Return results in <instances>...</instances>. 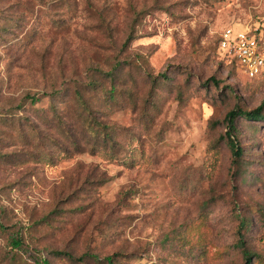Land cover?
Returning a JSON list of instances; mask_svg holds the SVG:
<instances>
[{"label": "rangeland", "instance_id": "374dc122", "mask_svg": "<svg viewBox=\"0 0 264 264\" xmlns=\"http://www.w3.org/2000/svg\"><path fill=\"white\" fill-rule=\"evenodd\" d=\"M263 19L264 0H0V264H244L243 217L264 264V119L240 117L238 161L220 139L231 108L263 102L264 75L216 45ZM116 61L114 79L98 71ZM76 87L118 131L117 158L75 152L70 133L88 145Z\"/></svg>", "mask_w": 264, "mask_h": 264}, {"label": "trees", "instance_id": "16d2710c", "mask_svg": "<svg viewBox=\"0 0 264 264\" xmlns=\"http://www.w3.org/2000/svg\"><path fill=\"white\" fill-rule=\"evenodd\" d=\"M133 36V33H129L127 40H130ZM217 51L220 52L223 56V58L227 59L229 63L235 65L238 68V65L231 56L227 55L224 53L221 48H220V33H218L217 37ZM122 65V61H116L113 67L109 70H104L102 68H99L98 71H101L102 73H105L106 75H109L112 79L115 78L116 75V70H118ZM239 69V68H238ZM164 77H167L165 73H162ZM263 74L259 76H255L250 79H257ZM158 76L156 75L154 77L155 80H157ZM211 79L215 80L216 78L214 76L211 77ZM217 81V80H215ZM113 84L110 89L105 88L106 90V99L107 100H113L116 95V87L114 84V81H112ZM97 87V81L96 80H91L89 83H86V89L87 90H96ZM85 89V88H84ZM82 88H75V93L78 102L80 103V106L84 109V111H81V115L85 118V122L87 123V134L86 136L88 139V145H86L84 142H82L79 138L76 137L75 133H70V136L73 137V145L75 148V152H80L86 150V147H88L90 150H92L93 153H100L105 157H110V158H117L119 156V140L116 137L118 134V131L113 128L108 122H106L105 119L99 118L97 116L92 117L90 113H86L85 111H89L92 109L90 105V101L86 98V92ZM61 93V90H54L50 94V99L52 101V108L54 110V113L59 119L60 122L65 123V118L62 114L59 113L58 110H60L59 102L56 101V94ZM26 99H29L32 103H37L40 99L41 96H38L36 93H27L25 96ZM20 106H23V103H21ZM10 114H13V112H10ZM240 117H246L250 120H262L264 119V100L261 104L258 106L251 108V109H245L240 105H235L233 108H231L225 115V123H226V130L224 134L220 135V139H227V142L229 143L232 152L234 154L235 161H238L242 155H243V146L239 142V138L237 135V131L239 128L238 121ZM19 120V119H18ZM68 125V124H67ZM71 129L68 128V131ZM65 156H70L69 153V147L65 148L62 150ZM103 181L106 180V178L102 179ZM248 219L246 217H243L241 220V226L239 229V240L237 241V245L241 247L244 255V264H255L257 259H260V255L255 257L254 259V254L255 252L252 250L247 245V239H246V233L245 230L248 228ZM0 226L4 227L3 224H0ZM11 245L14 248H23L25 244V239L23 235L17 230L12 233L11 239H10ZM57 254L63 253L67 255L71 259H78L80 261L85 260L84 258L87 256V254L80 255L76 257L72 252L70 251H61V250H56L55 251ZM110 264H121V263H114L112 261L111 257H108ZM145 260V258H140L139 260ZM135 261L132 264H136ZM146 261V260H145ZM147 262V261H146ZM36 264H51V261L48 257H44L40 261H38Z\"/></svg>", "mask_w": 264, "mask_h": 264}, {"label": "built area", "instance_id": "2783aa9c", "mask_svg": "<svg viewBox=\"0 0 264 264\" xmlns=\"http://www.w3.org/2000/svg\"><path fill=\"white\" fill-rule=\"evenodd\" d=\"M220 48L235 59L248 78L264 73V19L246 25L229 24L220 30ZM136 264H148L144 259Z\"/></svg>", "mask_w": 264, "mask_h": 264}]
</instances>
